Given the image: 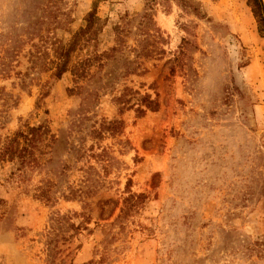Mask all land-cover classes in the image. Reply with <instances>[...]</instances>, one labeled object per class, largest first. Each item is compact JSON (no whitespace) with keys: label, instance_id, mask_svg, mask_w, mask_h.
<instances>
[{"label":"rangeland","instance_id":"rangeland-1","mask_svg":"<svg viewBox=\"0 0 264 264\" xmlns=\"http://www.w3.org/2000/svg\"><path fill=\"white\" fill-rule=\"evenodd\" d=\"M95 1L0 0V137L44 123L59 139L41 167L0 163V264H264V39L247 1L100 0L99 49L122 38L142 67L115 79V63L88 105L54 48ZM125 86L158 110L121 112ZM130 193L145 198L116 220ZM57 215L81 228L51 230Z\"/></svg>","mask_w":264,"mask_h":264},{"label":"trees","instance_id":"trees-1","mask_svg":"<svg viewBox=\"0 0 264 264\" xmlns=\"http://www.w3.org/2000/svg\"><path fill=\"white\" fill-rule=\"evenodd\" d=\"M96 0L93 8L84 17V23L73 34L70 40L66 43H58L54 48L55 68L54 75L61 78L65 73H70L72 76L73 86L67 89L70 95L83 94L85 104L90 105L98 98V89H86L90 82L95 79L101 81L104 77L112 78V75L117 72L113 65L121 62L125 67L124 73L117 72L113 78L136 74L142 63L135 64V60H130L125 57V54H118L121 50L120 43L123 39L119 38V44L108 47L105 50L99 49L100 35L102 34L107 20H104L98 14V2ZM251 12L256 20L258 33L264 39V0H246ZM145 16V15H144ZM147 17V16H146ZM116 31L120 37L126 32V27L116 25ZM144 57L149 58L153 54L145 53ZM138 56V55H137ZM108 67V71L103 73V70ZM142 67V66H141ZM103 73V75L101 74ZM109 84V83H108ZM105 83L106 86H108ZM104 87V86H101ZM115 101L120 105V111L134 108L138 115H144L147 110L156 111L159 108L157 98H152L150 94L141 95L137 90L125 86L123 91L115 97ZM40 104H38V107ZM121 120H111L104 122L100 128L93 129L94 136H101L104 132L112 135L117 134L120 128ZM78 138H81L79 136ZM59 139L52 132L48 124L38 125H23L15 130L11 135H7L4 139L0 137V163L14 162L18 163V168L24 166L41 167L42 156L46 154L44 147H51L58 143ZM81 143H83L81 141ZM44 146V147H43ZM70 150L77 153V157L83 156L86 153L82 145L78 147L76 144H70ZM83 148V149H82ZM52 151V150H51ZM54 160L51 156L50 160ZM66 168L69 166L65 164ZM65 167L63 168V170ZM68 197V196H67ZM74 197V196H72ZM145 194L130 193L124 200L125 204L121 207V214L116 218L121 220L130 210L137 204L142 202ZM84 222H89L90 217L86 212L81 213ZM66 218L67 229L79 230L80 225L69 221V217L65 215H57L53 218L54 223L51 230H54L55 224L61 219ZM53 232V231H52ZM51 232V234H52ZM56 234V233H54ZM55 238L51 237V252L53 251V243ZM54 256V255H52Z\"/></svg>","mask_w":264,"mask_h":264}]
</instances>
